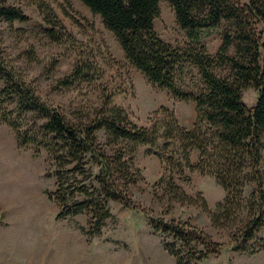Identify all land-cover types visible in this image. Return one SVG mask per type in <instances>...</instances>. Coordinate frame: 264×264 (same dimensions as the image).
Segmentation results:
<instances>
[{"label": "trees", "instance_id": "trees-1", "mask_svg": "<svg viewBox=\"0 0 264 264\" xmlns=\"http://www.w3.org/2000/svg\"><path fill=\"white\" fill-rule=\"evenodd\" d=\"M77 1L99 18L125 62L148 83L193 104L194 120L184 128L172 111L160 106L147 127L137 126L112 103L106 89L99 90L90 113L68 118L5 63L0 40V123L12 132L17 149L45 153L46 175L54 180V189L45 196L55 204L54 218L82 215L81 229L93 236L111 218L110 202L134 209L130 191L142 182L135 155L144 147L145 155L159 161L161 174L153 187L168 202L198 207L213 229L228 232L231 252L264 254V238L256 237L264 227V0ZM161 1L170 6L187 43L172 46L156 34L153 21ZM26 20L20 9L0 0V21ZM45 22L42 33L48 40L69 39L51 13ZM212 34L219 45L210 54L202 40ZM100 78L99 68L77 59L56 84L98 89L93 85ZM246 89L255 94L251 107L241 100ZM191 151L197 152L194 164ZM184 170L208 176L220 187L222 200L213 211L175 184L187 181ZM147 226L174 264H199L223 248L185 221L148 218Z\"/></svg>", "mask_w": 264, "mask_h": 264}, {"label": "rangeland", "instance_id": "rangeland-1", "mask_svg": "<svg viewBox=\"0 0 264 264\" xmlns=\"http://www.w3.org/2000/svg\"><path fill=\"white\" fill-rule=\"evenodd\" d=\"M5 4L20 9L27 17L24 23L0 21L5 63L35 88L39 98L58 107L68 118L90 113L98 104L102 89L112 93V103L123 109L137 126L147 127L151 113L160 106L172 111L182 127L193 118V108L188 102L172 99L125 62L99 18L77 0H5ZM49 13L69 36L66 42L53 43L42 33ZM153 27L158 37L172 46L188 42L165 1L158 4ZM202 42L211 52L219 38L212 34ZM77 59L99 68L101 78L93 85L98 89L86 84L64 89L56 84ZM243 98L246 102L254 98L253 91L245 90ZM144 150L138 148L135 155V167L142 182L130 191L134 209L110 202L111 218L98 234L89 236L81 229L85 226L84 216L54 218L55 204L45 196L54 189L53 178L46 175L45 153L17 149L12 132L0 123V264H174L163 251L159 236L147 226L148 218L157 217L188 222L223 245L217 256H210L203 264H264L263 253L248 263L231 257L236 253L229 249L228 232L213 229L198 207L168 202L161 190L153 187L161 174L159 161L145 155ZM190 162H196L193 156ZM184 174L187 181L175 180V184L187 196L202 198L208 210L213 211L222 200L220 187L212 178L196 171L184 170ZM251 187L252 184L246 186L244 198ZM166 206L169 208L163 215ZM256 237L264 238V227Z\"/></svg>", "mask_w": 264, "mask_h": 264}, {"label": "crops", "instance_id": "crops-1", "mask_svg": "<svg viewBox=\"0 0 264 264\" xmlns=\"http://www.w3.org/2000/svg\"><path fill=\"white\" fill-rule=\"evenodd\" d=\"M218 45H219V42H217L215 48L211 52L210 51H208V52L210 54H213L215 52V50L217 49ZM248 90H250V89H246V91H248ZM244 93H245V90L241 93V100L245 104L246 107H251L253 105V103H254V100H255V94H254V98H250L249 101L246 102L245 99L243 98ZM189 105H191V107L193 108V104L192 103H189ZM193 114H194V112H193ZM193 120H194V115H193V118L191 119V121L187 122V125L185 126L187 129H189L191 127V125L193 123ZM192 156H193V160L196 161V159H197V152L196 151H191L189 153V159H190V161H191ZM261 253L262 252H258L257 254H254V255H251V256L233 254L234 256H231V257H233V258L235 257V259H241L242 261L248 263L251 258L261 256ZM208 259L202 261L200 264H203V263L207 262Z\"/></svg>", "mask_w": 264, "mask_h": 264}]
</instances>
